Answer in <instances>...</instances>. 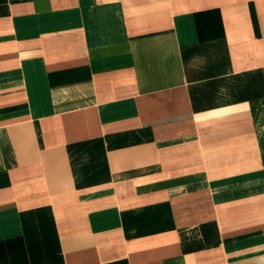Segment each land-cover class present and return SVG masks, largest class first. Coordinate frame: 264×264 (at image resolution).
Segmentation results:
<instances>
[{
    "label": "crops",
    "instance_id": "obj_1",
    "mask_svg": "<svg viewBox=\"0 0 264 264\" xmlns=\"http://www.w3.org/2000/svg\"><path fill=\"white\" fill-rule=\"evenodd\" d=\"M0 264H264V0H0Z\"/></svg>",
    "mask_w": 264,
    "mask_h": 264
}]
</instances>
